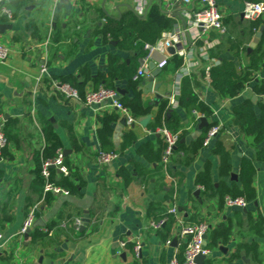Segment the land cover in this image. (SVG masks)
I'll use <instances>...</instances> for the list:
<instances>
[{
  "label": "crops",
  "instance_id": "1",
  "mask_svg": "<svg viewBox=\"0 0 264 264\" xmlns=\"http://www.w3.org/2000/svg\"><path fill=\"white\" fill-rule=\"evenodd\" d=\"M191 1L193 6L198 3V0ZM243 1L216 0L223 14L225 32L207 34L195 44L197 52L204 49L209 57V51L219 47L218 58L229 59L231 55L225 42L238 37L240 47L245 48V53L239 57L240 69L247 66L245 55L253 51L264 37V15L253 20L242 19ZM152 5L166 17L161 0H25L10 19L0 15V24L10 26L9 29H1L0 33V43L9 50L6 60L0 63L1 129L8 138L0 153V205L10 216V221L0 228V264H167L173 256L177 259L182 257L184 237L180 236V224L176 221L168 234L149 228L148 224L153 220V214L148 213L151 204H158L165 211L175 206L183 225L205 222L208 226L204 236L205 246L211 242L213 229L230 226L227 242L217 241L207 248L209 254L200 264H264V163L253 162L254 199L246 202L242 209L220 205L217 197H206L203 188L194 182L197 172L208 161L212 180L217 185L220 157L214 149L220 143L230 165L228 175L221 180L228 187L232 184L240 187L237 176L240 160H251L254 153L233 125L231 110L246 98L254 104L255 111L256 102L264 103V95L257 96L253 92V87L264 79V55L252 72L250 81L235 97L219 98L209 86L208 78L192 87L211 112L206 118L199 112L187 114L179 106L180 81L183 77L191 79L190 74L199 80L200 68L205 70L217 65L218 60L209 57L208 61H203L194 57L189 74L183 75L181 65L172 69L169 62L172 56H167L160 49L153 53L150 62L155 68L160 60H167L153 82L159 83L157 93L180 119L177 132L182 135L180 142L187 146L202 132L206 134L211 126L219 127L209 144L204 146L202 140L190 165L175 167L177 174L174 176L167 170L163 171L162 167L155 170L158 162H150L138 154L140 144L149 142L155 150L157 142L163 141L154 132L156 129L152 131L138 122L128 125L119 112L96 110L65 98L51 86V81L66 83L60 81L62 77L82 83L86 76L80 72L86 68L88 80H85L81 91L84 93L95 88L93 79L106 72L108 56L115 54L126 58L129 54L116 48V42L109 36L104 42L101 30L108 21L137 26ZM189 7L179 3L176 12L183 16L182 12ZM171 19V27L175 23L181 25L177 18ZM260 28L257 44L247 52ZM261 49L264 50V39ZM41 66L46 69L43 75L39 72ZM179 76V95L176 96ZM139 87L140 82L136 91L143 105L149 109V123L157 111V105H153L155 92L143 94ZM114 88L124 90L127 97L133 95V90L128 89L124 81L114 82ZM170 98L177 102V106H169ZM113 112L117 119L111 125L109 144L113 149L110 152L116 153V158L108 164H99L96 161L100 151L96 133L98 118ZM200 117L206 119L209 127L198 128ZM127 134L131 140L126 137ZM51 136L57 138L60 150L66 152L64 157H67L70 168L78 172L84 184L78 194H57L47 205H41L42 199L27 205V197L31 193L29 185L36 172L35 154L40 155L44 151ZM263 145L264 140L258 148ZM161 159L162 155L160 164ZM119 168L130 173L131 179L127 183L118 176ZM136 168L141 176H137ZM232 173L236 175V180H230ZM169 190L172 191L168 200L165 193ZM34 206L38 211L32 226L27 234L20 235L27 213ZM85 212L88 214V225L78 230ZM259 219L262 225L256 224ZM48 224L52 228L47 235L31 241L28 235L36 229L43 232ZM166 240L170 241L168 245H165ZM121 242L125 244L123 248ZM136 243L140 250L135 256L129 245ZM250 247L255 248L256 255ZM122 253L124 260L120 258Z\"/></svg>",
  "mask_w": 264,
  "mask_h": 264
},
{
  "label": "trees",
  "instance_id": "2",
  "mask_svg": "<svg viewBox=\"0 0 264 264\" xmlns=\"http://www.w3.org/2000/svg\"><path fill=\"white\" fill-rule=\"evenodd\" d=\"M24 2L25 0H9L6 3V6L13 15L15 14L17 8L23 5ZM172 22L173 20L171 18L164 17L160 14L157 7L152 5L148 9L145 19L139 21L137 26H133L131 24L123 25L121 22L115 23L108 21L106 26L101 30L100 36L104 42L106 41L107 36H109L112 41L116 42V48L126 51L129 54L126 58L110 54L108 56L106 72L99 73L93 79L94 87L103 86L105 88L115 89L114 82L124 81L127 88L133 90V95L131 97L122 95L119 97V100L122 105L129 110L134 119L145 116L149 112L148 107L143 105L139 92L136 91V85L141 81V78H133L138 65L137 60L145 54L142 49L143 43H154L164 32L171 28ZM253 25L255 26V24ZM52 39H55V34H53ZM263 39L264 37H262L259 44L253 51L245 55L247 66L243 69H240L239 57L242 53H245V48L240 47L241 42L238 37L234 40H226L225 42L226 48L231 55V58L229 59L218 58L220 52L219 47L209 51V57L216 58L218 63L208 69V83L219 98L226 99L235 97L243 90L245 84L250 81L252 72L257 69L264 55V50L261 49ZM169 62L172 69H176L181 65V59L177 56H172ZM198 73L199 80H196L193 74H190L191 79L189 77H183L181 79L178 102L179 106H181L187 114L191 112H199L204 117L209 118L211 112L197 97L192 88L198 86L200 81H203L205 78V71L203 67L200 68ZM80 74L85 75V80H88V71L86 68L82 69ZM59 79L61 82H66L70 86L74 87L80 96L83 95L81 87L85 83V80L78 84V82L74 83V80L69 77H62ZM42 81L46 82L45 79ZM253 92L257 96L264 95V79L253 87ZM255 106L257 107V111L254 110V104H252L250 99L246 98L235 104L231 110L233 125L237 127L247 145L254 153L253 159L249 160L243 158L240 160L237 173L240 187H237L235 184L228 187L221 180L224 176L228 175L230 165L227 163V154L220 146V143L216 144L214 149V153L218 154L220 157V164L217 169V185H215L212 180L211 167L208 161L204 162L201 169L195 176L194 182L196 185L203 188V194L206 195V197H217L220 205H223V198L225 196H229L231 198L241 197L246 202L254 199L252 181L255 174V167L253 162L258 161L264 163V145L258 148V145H260L264 140V103L256 102ZM116 119L117 115L114 112L104 114L98 118V128L96 133L100 151L102 152L107 153L113 151L111 145L109 144V136L111 134V125L116 121ZM161 127H165L172 133L178 132L180 128V119L178 115L174 110L169 108L167 106V102L162 99L157 103L156 114L147 124V128L152 131ZM204 135L205 132H202L198 138L187 146L180 142L182 135L178 136L177 142L175 143L169 157L167 166L169 174L174 176L177 174V169H175V167H186L192 163L194 156L201 147ZM126 137L130 138V135L127 134ZM47 143L48 146L40 155L37 153L35 154V159L37 160L36 172L34 180L29 185L31 193L27 197V205L32 204L34 201L39 199H42V206L45 204L47 205L53 198L51 193L43 192L44 181L40 175V167L43 160L55 156L56 149H60V145L55 136H51L50 139H47ZM164 146V142L159 140L155 150H152L149 146V142H144L138 146L137 151L138 154L143 156L145 159H148L150 162H158L159 164L155 167V170H160V157L163 153ZM178 153H181V155ZM63 164L68 169V174L64 176L57 172L56 169L49 168V181L53 185L66 190L68 194H78L84 182L78 172L70 168L66 156H63ZM135 171L137 176H141L139 169L136 168ZM117 174L119 177L124 179L125 183L131 179L130 173L124 168H119L117 170ZM171 191L169 190L165 193V199L169 200L171 198ZM31 195H34L36 199L34 200ZM157 205L158 204H151L148 213L153 214L152 221L165 218L163 224H161L159 229L156 231H164L168 234L169 230L175 223V218L168 214L163 207ZM5 209L6 208L3 205H0V228L10 221V216L7 212H5ZM37 211L34 212V216L37 214ZM152 211H154V213ZM261 222L262 221L259 219L256 224L262 225ZM51 228L52 225L48 224L43 232H39L36 229L33 230L28 237H31V241L35 240L36 237H44ZM210 234L211 242L209 245L205 246L206 248L214 246L217 241L227 242L230 234V226H219L218 228L213 229ZM166 237L167 236H165V238ZM129 246L132 250L133 245ZM250 249L252 253L256 255L255 248L250 247ZM178 260L181 262L182 257H178Z\"/></svg>",
  "mask_w": 264,
  "mask_h": 264
},
{
  "label": "built area",
  "instance_id": "3",
  "mask_svg": "<svg viewBox=\"0 0 264 264\" xmlns=\"http://www.w3.org/2000/svg\"><path fill=\"white\" fill-rule=\"evenodd\" d=\"M9 0H0V15H3L7 18H11L12 14L7 8L6 3ZM179 3H184L187 6H190L188 9H185L183 13V18L186 22L185 29H182L181 25L175 23L172 25L170 31L162 36L160 39L156 40L154 43H143L144 55L138 59V65L135 70L134 79L145 78L149 75L150 71L148 69V64L152 59L153 53L160 49L167 56L169 55L167 49L171 47L174 50V55L181 59V67H183V75H188V69L191 68L193 58H199L203 61H208V53L206 50L198 51L196 50V43L202 40L210 32H217L223 34L225 32V27L223 24V14L219 9L216 0H198L196 6H193L191 0H161L162 12L163 14L171 18L173 13L176 12V7ZM264 15V0H244L242 3V9L240 16L244 20H253L259 16ZM185 32L188 35L189 43L185 38ZM187 42V43H186ZM8 48L0 43V63H3L8 56ZM167 64L166 58L160 60L156 67L161 69ZM210 67L205 68V78H208L207 72ZM40 74L43 75L46 72L45 67L41 66ZM179 79L177 80L176 87L177 91L175 95H179ZM51 86L58 92L60 95L65 98L72 99L75 101L82 102L86 106L95 107L96 110L99 109H110L115 110L124 116V119L128 125H132L137 122V119H134L129 110L122 105L119 100L120 95L115 89L105 88L99 86L97 88L89 89L83 93L82 96L79 95L78 91L66 83H59L56 81H51ZM170 107L177 106V102L170 98L169 102ZM201 116V115H200ZM1 126V117H0V152L7 144V138L5 137ZM218 126H211L203 139V145L209 144V142L214 138L218 133ZM154 132L159 134L164 142V149L161 159L162 170L166 172L169 157L171 155L172 149L175 146V143L178 139V133H172L167 130L165 127L156 129ZM116 158V153L114 152H102L98 151L96 156V161L99 164H108ZM49 168L56 169L57 172L62 175L68 174V169L63 165V154L62 150L58 149L55 152V156L52 158L45 159L41 162L40 175L43 178V192H49L53 196L57 194L68 195L67 191L53 185L49 181ZM201 189V188H200ZM223 204L227 207L233 208H245L246 201L241 197L231 198L225 196L223 198ZM36 207L30 208L27 216L20 228L19 234L23 235L26 233V230H29L32 226L34 219V212ZM166 212L172 215L175 218V221L180 224L179 234L181 237H184V249L182 255V261L180 262L176 256H173L167 264H195L194 258L196 255L200 254L202 256H207L209 250L205 247V233L208 229V226L205 222H197L189 225H183L179 217V213L175 206H170ZM165 221V218H161L157 221H150L148 226L152 230H158L161 224ZM78 223V222H77ZM2 240V235L0 232V241ZM170 243L169 240L165 241V245ZM120 246L123 248L125 244L120 243ZM140 246L136 243L133 246V252L135 256L138 254Z\"/></svg>",
  "mask_w": 264,
  "mask_h": 264
},
{
  "label": "water",
  "instance_id": "4",
  "mask_svg": "<svg viewBox=\"0 0 264 264\" xmlns=\"http://www.w3.org/2000/svg\"><path fill=\"white\" fill-rule=\"evenodd\" d=\"M172 17L177 18L181 23L182 29H185L186 22H185L184 18L178 12H174ZM9 28H10V26H8V25L0 24V33H2L1 29L4 30V29H9ZM260 31H261V28H260L259 32H257L255 34L254 38L252 39V42L249 44V46L247 48V52H249L257 44L258 39L260 37ZM185 38H186L187 42L189 43L188 35L186 32H185ZM112 44H114V42ZM167 52L169 55H172V56L174 55V50L171 47H169L167 49ZM148 69L150 70V75L148 77H146L145 79L140 81V87L138 88V90L141 91L143 94H147V93L152 92V91L155 92V96L153 99V105H157V103L162 99V97L157 93V90L159 88V83H154L153 78L160 72V69L155 68V66L152 62H149ZM116 91L121 96L125 94L124 90L117 88ZM251 100L254 101L255 97L252 96ZM149 119H150V116L146 115V116L140 118L137 122L140 126L145 127L147 125ZM206 126H208V122H206L205 118L200 117L198 128H202V127H206ZM62 154L64 156L66 154V152H62ZM230 180H236V175L233 173L230 174ZM196 193H197V191L195 192V194ZM88 221H89L88 220V214L85 212L84 216L80 219L78 230L85 229V227L88 225ZM38 223L40 224V222H38ZM28 232H29V230H26V234ZM120 258L124 260V253L120 254ZM204 258H205V256L198 254L194 258V263L200 264Z\"/></svg>",
  "mask_w": 264,
  "mask_h": 264
}]
</instances>
